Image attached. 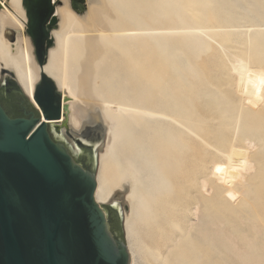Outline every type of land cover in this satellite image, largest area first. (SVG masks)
Masks as SVG:
<instances>
[{"label":"bare ground","instance_id":"obj_1","mask_svg":"<svg viewBox=\"0 0 264 264\" xmlns=\"http://www.w3.org/2000/svg\"><path fill=\"white\" fill-rule=\"evenodd\" d=\"M57 1L52 0L58 16L52 29L54 44L47 62L41 66L28 33L30 21L25 0H0V68L14 73L31 100L41 74L50 76L63 95V106H67L74 130L80 132L98 120L106 124V138L98 152L100 172L96 175L95 196L99 204H113L123 213L117 198L124 194L129 206L124 215L131 264L135 263L130 246L133 222L161 220L168 209L165 205L168 197L180 202L188 214L198 219L189 222L185 230L175 232L167 246L179 249L186 242L189 247L194 246L196 250H185L188 258L182 260L183 264L198 260L204 250L210 252L205 264H218L221 246L243 264H264L263 205L251 211L258 190H264V70L253 67L242 54L236 56L231 65L235 80L223 82L227 89L223 97L213 91L201 96L203 115L196 116L197 125L190 126L174 115L191 109L180 102L172 84L180 81L181 75L182 53L177 46L192 39L194 33L185 31L177 41H164L156 33V27H149L147 22V19L156 21L155 0H60V5ZM76 1L84 3L86 10L82 11ZM164 1L177 9L173 0ZM194 2L189 0L185 11L198 22L202 15ZM6 29L16 31L15 40L5 35ZM236 107L245 109L248 117L241 123L238 135L227 139L222 132L232 125ZM73 144L77 152L82 151L78 144ZM198 148L203 151L201 157ZM186 153L194 160L188 169L180 171L178 158ZM260 198L257 204L261 203ZM233 213L237 221L235 218L232 221ZM167 214L169 225L177 226L174 211ZM238 220L249 222L252 232L241 227L238 232L235 225ZM185 236L189 238L181 242Z\"/></svg>","mask_w":264,"mask_h":264},{"label":"water","instance_id":"obj_2","mask_svg":"<svg viewBox=\"0 0 264 264\" xmlns=\"http://www.w3.org/2000/svg\"><path fill=\"white\" fill-rule=\"evenodd\" d=\"M24 3L28 33L37 62L43 66L54 44L52 29L58 16L52 0ZM15 33L5 30L11 40ZM3 70L9 76L0 82V99L10 105L2 85L14 80L32 110L26 117H11L0 104V264H130L124 221L129 206L124 194L120 195L123 213L113 204H99L95 196L97 177L92 165L98 164V150L105 140L98 137L95 148V140L85 142L80 136L84 130H74L69 122V134L87 154L91 168L82 165L72 147L52 135L51 127L64 114L67 118L56 82L42 73L31 100L14 73ZM96 124L106 134V124L98 120L90 125ZM111 214L121 223L119 236L110 228Z\"/></svg>","mask_w":264,"mask_h":264},{"label":"rangeland","instance_id":"obj_3","mask_svg":"<svg viewBox=\"0 0 264 264\" xmlns=\"http://www.w3.org/2000/svg\"><path fill=\"white\" fill-rule=\"evenodd\" d=\"M173 1L175 4H177L176 10L173 7H171L170 4H167L164 0H155L156 21H151L147 19V22H148L149 27H156V33L159 34L160 37L162 36L163 38H165L164 41H166L167 43H169L170 41H177L178 39L181 38L183 34H185V31L194 33V36L192 37V39H189L188 42H186L184 45L177 46V48H179L178 49L179 52L182 53L180 55V60H179V66H180L179 71L181 75L178 78V80L180 81H176L174 84H172V86L174 85V88H176V91H178L177 93L179 94V97L181 98L180 102L185 103L184 104L185 107H188L189 110L191 109L190 112L189 111L188 112H178V113H175L174 115H176L179 119H181L185 123H188L190 126L191 125L193 126V125H197L195 117L199 115H203L201 113L203 112V106H202L201 101H202V98L205 97V95H207V92L213 91L214 93H217L219 97H223L222 94L224 93V90H227L223 82L227 80H232V81L235 80L236 74L235 72L231 70V65H232V62L235 60L236 56H241L242 54V57L245 59L247 58L253 67L264 70V57H262L264 55V35L261 34V31H264V12H263L264 11V0H220V1L206 0L208 3L204 2L205 0L204 1L195 0V2H197V5L194 2L195 4L194 6L202 15L201 20L198 22L192 20L191 17H189L190 13L185 11L189 0H173ZM201 1H203V4L205 3V5H203ZM199 3L202 5H199ZM60 4H62V2L60 0L57 1V5H60ZM75 4L79 8H81L82 11L86 10V5L84 3L80 1L79 2L76 1ZM249 10H250L249 13L251 15L247 12ZM229 14H231L232 16ZM250 17L252 18L251 20H250ZM251 29H253L254 31ZM169 32L170 34H168ZM241 36L242 38H240ZM203 39H204V44L202 41ZM159 40L163 41V39H159ZM202 44L205 47H203ZM251 53L255 54V56H253V54ZM259 53H262V55H259ZM258 58H260V62H258L259 61ZM255 60L258 63H260V65L256 63ZM252 61L255 63H253ZM223 63L225 66L223 65ZM212 73L213 75H211ZM7 76H9L8 73L4 71L2 68H0V82H2ZM185 79L188 83L184 81ZM178 82H181V83H178ZM211 82H213L214 84ZM180 84L182 85V87ZM179 85L181 88L179 87ZM228 87H231V86L229 85ZM204 88L206 89L204 90ZM186 91L187 93L189 92L190 95H188ZM190 96H193V97H190ZM190 101H191V105L189 103ZM196 106H198L199 108ZM237 107L235 108V111H234V113L236 114L234 116L235 119L233 118L232 120V125L229 126L230 128L229 127L225 128L223 130L224 132H222V134H224V136L227 139L233 138L234 135L235 136L238 135L237 133L240 131L241 123L245 119H247L246 117H248V113L246 112L245 109L242 110L241 108L239 110V108ZM237 109L239 110L238 112L239 115L237 113L238 111ZM259 109L261 108L259 107ZM259 109L257 108V110ZM256 123L258 124V122ZM68 124H69V118L67 115V118L62 119L60 123L59 122L55 123V125L51 127L52 135L57 139L64 140L67 146H71L72 152L76 158H82L86 153L83 151L77 152L75 148L72 146V143H74V140L72 136L69 134ZM161 127L166 128V126H162V125ZM64 129L66 130V132L64 133V135H61V132L59 130H64ZM83 130L84 132L80 131L82 132L80 136L84 137L85 140L87 139V142L89 141L91 143V141L94 139L95 140L94 143H97L99 141L98 137H101V140H105L106 138V134L104 130L98 124L86 126ZM236 138L234 137V140H233L234 142L236 141ZM101 148L102 147H100L98 152L101 151ZM195 149L197 148L195 147ZM198 149H200L198 150V154L200 153L199 155L201 157L203 154V151L201 148H198ZM180 158L181 159L178 158L179 163L177 164L178 166L177 168L180 171H185V169H188L190 162L194 160V157L191 156L189 153L188 154L186 153V155L183 156L184 159L182 158V156ZM182 164L185 167H183ZM92 168H93L94 173H96V175L98 176L100 172L99 159H98V164L96 166L92 165ZM175 186L174 188L177 190L178 188L177 186L176 187ZM258 193H257L258 195L256 196V200H255L256 205L251 207L252 212L256 208L261 209L262 205H263L262 209H264V202H263L264 201L263 199L264 190L262 192H259L258 190ZM258 196L259 197L261 196L259 200H262L261 201L262 204L260 202L259 204H257ZM119 197L117 199L120 202ZM106 205H109V204H106ZM165 205L167 206L168 209L164 211L165 213L162 214L161 220L159 218L157 220L155 218L154 219L151 218L148 223L147 221H140V219L135 220L133 222L134 224V225L132 224L133 234H132V238L130 241V246L133 250V254L135 255L134 264H174V262L175 264H183L182 260L184 261L185 258H188L187 256L188 253H185V250H190V249L196 250L194 249V246L193 248L192 246L189 247V244L187 242L183 243L184 246L182 245V247H180L179 249L178 247H175L173 249L172 248L168 249L167 246L170 245L169 243L171 242L174 233L178 232L180 228L181 230L183 229L185 230L186 228H188L187 226H189V222H194V221L198 222V219H196V217L193 218L190 212L188 214L187 210L180 205V202L172 200V197H168L165 200ZM173 211L175 213V221L178 224L177 226H174V224L172 223L169 225L168 217L165 216V215H168L167 214L168 212H173ZM232 215H233V217L231 218L232 221H234L233 218H235V220L237 221L236 217L234 216V213ZM190 217H192L191 221H189ZM124 221H125V215H124ZM240 222L241 221L238 220V223L235 224L237 228L239 227L237 230L238 232H241L242 230L246 232L248 231L249 233L252 232L250 229L249 222H246V223L244 222L240 223ZM245 226L249 228L246 229ZM240 227L242 230L240 229ZM117 228H118V225H117ZM121 230H122V226H121ZM192 232H193L192 234H194V232L196 231H192ZM189 234H191V232ZM191 235H189V237ZM263 236L260 237V240L262 239ZM122 237H124L123 232H122ZM189 237L185 236V238L182 239L181 242H184ZM128 246H129V243H128ZM220 250H221L222 255H219L217 257L219 259V260L217 259L218 264H225V263L243 264L240 262L241 261L240 258H237L233 255L230 256L229 252H226L227 250L225 247L221 246ZM203 252L199 256L201 258L194 261L192 264L208 263V261L206 260V256L209 257L210 252L208 250H204ZM177 253H179V256L177 255ZM130 254H131V251H130ZM223 257L226 259L223 260L222 259ZM226 260H228V262ZM131 261H132V258H131ZM131 261H130V264L132 263Z\"/></svg>","mask_w":264,"mask_h":264},{"label":"flooded vegetation","instance_id":"obj_4","mask_svg":"<svg viewBox=\"0 0 264 264\" xmlns=\"http://www.w3.org/2000/svg\"><path fill=\"white\" fill-rule=\"evenodd\" d=\"M2 86L5 93L9 97L10 105H7L1 99H0V104L3 105V107L6 109L7 113L11 117H26L27 114L32 110V106L27 100V98L23 95V93L21 92L17 84L14 82V80H10L7 84H4ZM79 161L82 165L91 168V162L88 159L87 154H85L81 159H79ZM109 222L112 232L115 235L119 236L121 234L120 221L116 218L115 215L111 214L109 216Z\"/></svg>","mask_w":264,"mask_h":264}]
</instances>
